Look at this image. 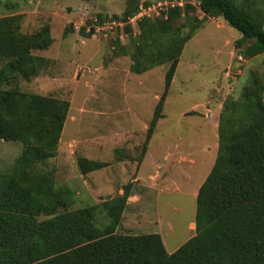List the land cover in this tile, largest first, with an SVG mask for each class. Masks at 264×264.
<instances>
[{
	"label": "trees",
	"instance_id": "16d2710c",
	"mask_svg": "<svg viewBox=\"0 0 264 264\" xmlns=\"http://www.w3.org/2000/svg\"><path fill=\"white\" fill-rule=\"evenodd\" d=\"M159 17L138 20L130 70L137 75L168 65L164 87L141 145V163L162 110L185 44L207 18H222L238 31L237 56L264 53V8L259 0H163ZM193 2V3H192ZM6 6L3 0L0 5ZM151 5L127 0L121 15L97 13L79 29L90 39L96 22L124 23ZM198 10L203 19L194 13ZM21 14L0 17V142L21 147L8 173L0 174V264H264V83L251 74L239 98L227 97L218 115L214 164L196 193L195 223L189 240L167 253L160 235L117 232L133 182L122 193L94 206L73 209L72 191L56 185L42 167L54 158L69 102L25 92L18 81L36 78L48 65L41 53L52 44L48 25L22 29ZM93 26V27H92ZM136 28V27H135ZM118 37L113 38L116 48ZM120 42V40H119ZM125 50V49H123ZM108 163L77 159L85 176ZM98 212L105 225L97 224Z\"/></svg>",
	"mask_w": 264,
	"mask_h": 264
},
{
	"label": "rangeland",
	"instance_id": "374dc122",
	"mask_svg": "<svg viewBox=\"0 0 264 264\" xmlns=\"http://www.w3.org/2000/svg\"><path fill=\"white\" fill-rule=\"evenodd\" d=\"M126 1L3 0L6 6L0 5V17L21 14L24 31L45 25L51 30L53 42L41 53L49 61L46 69L30 81H18L25 92L69 102L56 155L42 167L53 171L56 185L72 191L73 209L120 195L122 186L139 174L141 183L133 182V191L145 203L136 209L127 207L117 232L152 234L158 222L170 254L193 234L195 196L217 154L221 105L229 96H241L251 74L264 83V53L249 60L240 58L234 48L240 33L222 18L204 20L181 52L163 118L138 164L136 158L163 91L168 65L137 75L130 70L136 37L128 34L120 42L117 38L121 48H116L117 31L108 32L104 39L94 32L100 26L96 22L95 36L86 39L77 30L94 23L97 13L121 15ZM149 3L157 10L163 0ZM258 5L264 8V0ZM194 15L203 19L198 10ZM133 27L137 34V23ZM20 150L16 143L0 142V174L10 171ZM78 158L108 166L83 176ZM96 222L107 223L104 213H97Z\"/></svg>",
	"mask_w": 264,
	"mask_h": 264
},
{
	"label": "built area",
	"instance_id": "2783aa9c",
	"mask_svg": "<svg viewBox=\"0 0 264 264\" xmlns=\"http://www.w3.org/2000/svg\"><path fill=\"white\" fill-rule=\"evenodd\" d=\"M171 6L173 7L174 5H178V6H182V3H173V2H166V1H163V3H158L156 5L157 7V10H155V5H151V6H148L146 8H143L141 9L138 13H136L134 16L130 17L127 19V24H129V26H131L133 29V31L131 32V36L134 37V35H136L135 33V23L142 19L143 17H147V18H151V17H158L160 16L159 14H161V10H162V7L164 6ZM95 22V21H94ZM123 27H124V23H121V22H117V21H107V22H104L103 24H101L100 26L98 27H95V33H98V34H101L102 37L104 39L107 38V33L108 32H111V31H118V30H123ZM79 30V29H77ZM87 31H89V28H87ZM93 36L94 33H93ZM122 36V37H121ZM124 38H127V35L123 32L120 33V36L118 37L119 40H122Z\"/></svg>",
	"mask_w": 264,
	"mask_h": 264
},
{
	"label": "crops",
	"instance_id": "0c3cea01",
	"mask_svg": "<svg viewBox=\"0 0 264 264\" xmlns=\"http://www.w3.org/2000/svg\"><path fill=\"white\" fill-rule=\"evenodd\" d=\"M64 129V128H63ZM62 129V131H63ZM62 134V132H61ZM57 150H58V146H57ZM57 152V151H56ZM56 155V154H55ZM55 157V156H54ZM87 159V158H86ZM91 160V159H90ZM95 161H99V160H95ZM88 175V174H87ZM131 182H140L141 183V180H139V174L138 176L134 179V181L131 180ZM145 188V187H144ZM138 192H136V190H134L132 192V195L128 198L127 200V203H126V208L125 210L127 209V207H130V208H138L140 207L142 204H144V197L142 198L139 194H137ZM125 212V211H124ZM124 214V213H123ZM134 217V216H133ZM192 227H194V225H191ZM191 226H189L191 228ZM157 230V231H156ZM156 230L155 232H152L153 234H158L160 235V231H158V222H157V225H156Z\"/></svg>",
	"mask_w": 264,
	"mask_h": 264
}]
</instances>
